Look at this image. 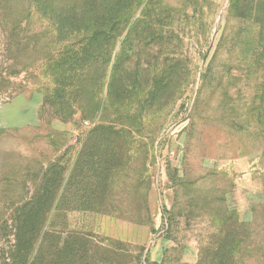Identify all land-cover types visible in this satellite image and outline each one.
Listing matches in <instances>:
<instances>
[{"label":"rangeland","instance_id":"obj_1","mask_svg":"<svg viewBox=\"0 0 264 264\" xmlns=\"http://www.w3.org/2000/svg\"><path fill=\"white\" fill-rule=\"evenodd\" d=\"M33 7L0 0V264H18L38 190L30 264H264V0H142L110 64L85 70L97 119L70 122L44 104L50 24ZM109 122L123 134H91Z\"/></svg>","mask_w":264,"mask_h":264},{"label":"trees","instance_id":"obj_2","mask_svg":"<svg viewBox=\"0 0 264 264\" xmlns=\"http://www.w3.org/2000/svg\"><path fill=\"white\" fill-rule=\"evenodd\" d=\"M26 1L32 7L34 6L33 8L43 17L49 18L50 36L46 45V59L48 61V76L54 87L51 90L43 89L44 104L49 114L62 122H70L80 113L83 120H96L100 113V107L96 106L98 103L83 97L82 79L85 70H92L98 62L110 64L113 47L129 29L132 10L134 7L138 8L142 0ZM260 15L262 16L260 24L264 28V11ZM131 35L129 29L125 39L131 38ZM60 46L62 48H59ZM115 67L111 68L110 93L113 92L116 85V78L113 74ZM107 70L109 72V66L104 69L105 73L102 78L107 76ZM121 87L126 88V84L123 83ZM101 123L91 131V134L103 138L123 134V130H116L112 123L109 122V126ZM94 171L95 175H100L103 172L100 167ZM79 192L84 194L83 190ZM89 192L92 195V200L102 196L98 188ZM46 201H48V191L38 190L29 204L30 210L33 209L30 213H35L34 220L24 222L19 219L17 221L18 234L16 237L19 250L15 263L18 261V264H23L25 259V264H30V255L26 251V245L30 244L32 234L26 233H28L29 226L33 228L35 234L40 232L43 222L38 219V215L46 210ZM235 239L233 234L227 236V246H225L230 252L236 248ZM25 243L27 244L23 246ZM60 252L61 248L59 247L54 254H51L54 261ZM53 264L56 263L53 262ZM200 264H204L203 259ZM210 264H215V261L212 260Z\"/></svg>","mask_w":264,"mask_h":264}]
</instances>
